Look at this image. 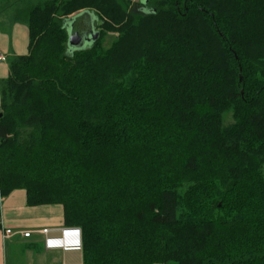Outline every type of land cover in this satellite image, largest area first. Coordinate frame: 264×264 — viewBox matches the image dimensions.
Masks as SVG:
<instances>
[{"label":"trees","instance_id":"obj_1","mask_svg":"<svg viewBox=\"0 0 264 264\" xmlns=\"http://www.w3.org/2000/svg\"><path fill=\"white\" fill-rule=\"evenodd\" d=\"M9 8L28 47L0 82V199L60 207L81 264H264V0Z\"/></svg>","mask_w":264,"mask_h":264},{"label":"crops","instance_id":"obj_2","mask_svg":"<svg viewBox=\"0 0 264 264\" xmlns=\"http://www.w3.org/2000/svg\"><path fill=\"white\" fill-rule=\"evenodd\" d=\"M28 47V29L23 23H18L12 17L0 19V52L6 55V61L0 62V82L8 75V63L18 55L25 54ZM1 224L0 229V264H8L6 243L17 246L23 243L27 252H30L31 260L28 264L39 263L35 258L42 254L57 255L59 261L49 264H81V251H62L60 249H46L44 235L37 232L48 228V237H57L59 230L64 227L62 223L61 209L58 206L28 207L25 203V192L16 190L0 201ZM3 228H10L13 235L3 237ZM33 231L29 237H23L21 231ZM30 247V248H29ZM35 249L36 254L29 249ZM55 259V258H53Z\"/></svg>","mask_w":264,"mask_h":264},{"label":"rangeland","instance_id":"obj_3","mask_svg":"<svg viewBox=\"0 0 264 264\" xmlns=\"http://www.w3.org/2000/svg\"><path fill=\"white\" fill-rule=\"evenodd\" d=\"M135 3H137L139 0H133ZM142 7L144 6H139L137 7V9H142ZM12 8L9 9H5L3 11L0 12V19L2 18H7V17H12ZM81 19H79L80 21H84V19H86V17H89L91 20L94 21L95 17L92 14H88V15H81L80 16ZM92 24V22L90 24H88V22H83V23H77L72 25L74 29L76 30H80V31H87L89 26ZM114 35L113 33H108L104 38H103V42H102V47L103 48H107L112 40L114 39ZM91 45V40H84L82 43L81 47H88ZM230 120V118H228L227 116L225 117V122H228ZM30 248V247H29ZM6 252H7V257H8V264H28V262L31 260L30 257V252H27L28 248H26L24 246L23 243L18 244L17 246H10V243L7 242L6 246H5ZM31 252H33L34 254H36L35 249H29ZM55 258V259H53ZM37 261H39V263H43L44 264H49L53 261H59L57 255H52V254H45V255H41V256H36L35 258Z\"/></svg>","mask_w":264,"mask_h":264},{"label":"built area","instance_id":"obj_4","mask_svg":"<svg viewBox=\"0 0 264 264\" xmlns=\"http://www.w3.org/2000/svg\"><path fill=\"white\" fill-rule=\"evenodd\" d=\"M4 61H6V55L0 52V62ZM49 231L50 229L48 228H43L37 231L45 236L43 242L46 249H60L62 251H81L82 233L78 227H62L59 230L60 235L57 237H48L47 234ZM32 233L33 231L30 230L20 232L23 237H29ZM12 235L13 231L10 228H3L4 238H9Z\"/></svg>","mask_w":264,"mask_h":264},{"label":"water","instance_id":"obj_5","mask_svg":"<svg viewBox=\"0 0 264 264\" xmlns=\"http://www.w3.org/2000/svg\"><path fill=\"white\" fill-rule=\"evenodd\" d=\"M84 37L80 32H71L68 36V44L70 47L80 48L84 40H95L97 38V34H87Z\"/></svg>","mask_w":264,"mask_h":264},{"label":"flooded vegetation","instance_id":"obj_6","mask_svg":"<svg viewBox=\"0 0 264 264\" xmlns=\"http://www.w3.org/2000/svg\"><path fill=\"white\" fill-rule=\"evenodd\" d=\"M72 32H75V31H72ZM84 37H86L85 35L89 34V33H86V32H80Z\"/></svg>","mask_w":264,"mask_h":264}]
</instances>
